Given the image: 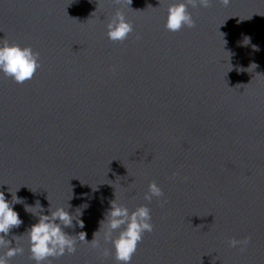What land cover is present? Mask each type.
I'll return each mask as SVG.
<instances>
[{
	"label": "water",
	"instance_id": "obj_1",
	"mask_svg": "<svg viewBox=\"0 0 264 264\" xmlns=\"http://www.w3.org/2000/svg\"><path fill=\"white\" fill-rule=\"evenodd\" d=\"M170 2L0 0V42L30 45L41 65L23 83L0 76V190L46 213L81 208L83 229L65 230L89 241L115 194L148 203L154 229L131 264H264V0L189 5L195 26L175 32ZM116 10L134 26L123 41L107 36ZM153 180L163 204L144 200ZM14 209L7 238L25 251L10 264H35L24 233L38 218ZM50 259L118 264L87 242Z\"/></svg>",
	"mask_w": 264,
	"mask_h": 264
},
{
	"label": "clouds",
	"instance_id": "obj_2",
	"mask_svg": "<svg viewBox=\"0 0 264 264\" xmlns=\"http://www.w3.org/2000/svg\"><path fill=\"white\" fill-rule=\"evenodd\" d=\"M223 2L227 4L229 0H223ZM210 3L211 0H171L167 7L165 27L172 32L179 31L183 27H194L196 21L192 13L188 11V6L199 5L206 8ZM96 11L97 8L93 13ZM106 28L107 36L112 41H123L134 31L132 22L121 10L115 11L108 20ZM250 42L251 37L245 36L241 43L247 45ZM253 48L258 49V46L253 45ZM228 62L230 63V57ZM252 65L257 67L255 63L250 64ZM40 66L39 53L34 51L30 45L22 46L7 40L0 42V76L23 83L31 79ZM247 69L241 67L238 70L247 71ZM18 190L12 192L7 189L11 193V199L6 198L5 192L0 190V264H10L12 257L25 251L18 240V237L22 235H13L14 246L12 240L7 238L11 229L23 223L19 213L14 209L16 203L24 204L25 210L38 218L24 233L28 237L29 258L35 264H51L50 258L60 257L65 253H74L78 242H87L104 255L109 254L110 251L113 252L118 264H131L132 257L137 251L139 242L143 240L144 234L154 229L152 210L148 203L140 204L130 210L127 205L117 202L115 194L104 218L99 222V228L95 231L93 239L89 241L84 231L70 234L65 230L76 226L83 229L84 221L80 218L83 214L81 208H77L80 209L77 216L69 211L71 205L68 204L67 208L53 207L50 202L46 213L44 205L38 200L34 205L24 203L23 198L17 195ZM163 197L162 186L155 180L151 181L144 193V200L151 202L156 198L163 204L164 200L161 199ZM249 240L250 237L232 238L230 244L234 248L240 246L242 249L249 243ZM106 244L111 245V248L104 247Z\"/></svg>",
	"mask_w": 264,
	"mask_h": 264
}]
</instances>
